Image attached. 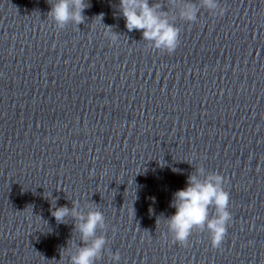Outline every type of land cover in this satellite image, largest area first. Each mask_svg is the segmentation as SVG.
<instances>
[{"label":"clouds","instance_id":"obj_1","mask_svg":"<svg viewBox=\"0 0 264 264\" xmlns=\"http://www.w3.org/2000/svg\"><path fill=\"white\" fill-rule=\"evenodd\" d=\"M172 7L179 8V18L187 22L197 21V13L203 7L213 15H223L225 8L219 6L217 0H199L198 4L187 0H168ZM90 7L86 0H55L51 3L48 16L52 18L59 29L68 24L84 23V10ZM119 12L125 20L129 32L141 31L142 39L149 42L151 48L172 54L180 43L181 29L160 3H150V0H119ZM103 13L98 15L101 22ZM105 26V25H104ZM105 37L115 43L120 34L105 26ZM173 171H176L173 169ZM225 177L216 172H206L204 167H198L187 178L186 187L177 190L170 204L175 213L166 218L168 233L173 242L186 246L194 229L207 232L214 248L221 246L232 220L229 211L230 196L224 188ZM51 215L57 223H65L66 217H71L74 231L79 233L80 244L75 245L74 251L68 252L69 264H97L102 259V253L107 243L103 234L107 228L104 214L96 210L83 212L80 205L57 207L52 203ZM68 247L65 249L67 250ZM113 262L120 260L119 252L110 253Z\"/></svg>","mask_w":264,"mask_h":264}]
</instances>
